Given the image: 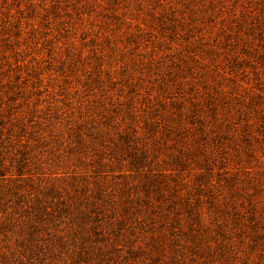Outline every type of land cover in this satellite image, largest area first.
Instances as JSON below:
<instances>
[{"label": "rangeland", "instance_id": "374dc122", "mask_svg": "<svg viewBox=\"0 0 264 264\" xmlns=\"http://www.w3.org/2000/svg\"><path fill=\"white\" fill-rule=\"evenodd\" d=\"M0 264H264V0H0Z\"/></svg>", "mask_w": 264, "mask_h": 264}]
</instances>
